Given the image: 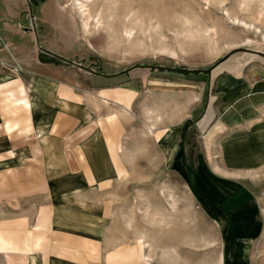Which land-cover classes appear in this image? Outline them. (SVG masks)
I'll use <instances>...</instances> for the list:
<instances>
[{
	"label": "rangeland",
	"instance_id": "1",
	"mask_svg": "<svg viewBox=\"0 0 264 264\" xmlns=\"http://www.w3.org/2000/svg\"><path fill=\"white\" fill-rule=\"evenodd\" d=\"M76 7L32 0L22 24L0 7V232L11 233L9 245L0 237V264L36 260L5 251L32 233L37 249L50 243L53 264L72 262L55 247L77 251L83 264H173L161 251L169 246L178 264H264V0H97L91 10H103L104 25L90 35ZM127 25L134 31L124 39ZM9 29L26 48L8 46ZM8 57H32V78ZM29 91L50 97L52 121L66 109L82 122L77 130L59 115L50 124L52 174L35 180L51 189L36 198L5 126L26 117L15 104ZM210 105L219 108L212 127L200 123ZM157 111L174 118L151 135ZM101 119L127 172L77 188L67 155Z\"/></svg>",
	"mask_w": 264,
	"mask_h": 264
},
{
	"label": "crops",
	"instance_id": "2",
	"mask_svg": "<svg viewBox=\"0 0 264 264\" xmlns=\"http://www.w3.org/2000/svg\"><path fill=\"white\" fill-rule=\"evenodd\" d=\"M0 5H2L0 7L3 8L2 12L4 15L6 13V15L9 14L11 16L12 15L15 16L16 18H18L20 20V24L24 23V19H26L24 16L26 15V13H30V15L32 14V12H31L32 0H0ZM4 18L0 17V22L3 21ZM6 19L7 18L4 19V22L6 21ZM11 30L9 29L8 32L4 33L6 39L8 41H10L8 46L9 47L12 46V49L16 48L17 51H21V49L26 48L23 45H15V43H13L12 40H14V39L11 38V34L9 33V31H11ZM12 33H14V35H17V34L19 35L21 33V31L20 30L19 31L13 30ZM14 35L12 34L13 37H14ZM12 52L14 53V51H12ZM5 54L6 53H2V55H5ZM8 58L16 59L17 62L19 61L22 64H24L25 68L30 73L29 77L32 78V57H8ZM231 69L232 70L236 69V66L234 64L231 65ZM220 70L222 71V69H220ZM14 79L15 78L10 79V80H14ZM147 82H149V79ZM161 83H162L161 81H156V83L154 85H156L157 87H160L159 85ZM155 92H161L164 94L169 93L167 91L160 90V89H158V91H155ZM32 94H33L32 91H29V93L26 95V97H20L17 99V100L25 99L28 97L29 101L24 100L23 102L15 104V107H20L21 109H23L26 117H22V116H19V118L18 117L17 118L16 117H13V118L7 117V119L8 118H12V119L10 122H8L9 124H6L5 126L7 127V125H10L12 128L11 129L12 131L10 130L9 137L12 139V141H14L13 151L18 152V150H19L20 151V153L18 152L19 155H23L24 159H23V163H22L23 164L22 170L26 174L28 181L32 182V198H34V197L36 198V196L38 194L36 189H43L44 188L45 190H43V191H47V190L51 189V185L45 184L42 181L39 182V187H38V185L36 184L37 180H35L37 174L43 173L46 175V177L48 179H49V175L52 174L51 173L52 172V169H51L52 166L50 167V165L48 164V162H49L48 159L50 158L49 151H52V143H51L52 137L49 135L48 131H50V133H51V131H52L51 128L54 125L56 126L58 124V122L60 120L59 115H62L63 117L68 119L69 122H73L74 119L76 118V115H74L73 113H71L70 111H68L66 109H60V111L62 113L57 115V117H54V119L52 121L50 119L51 116H49L51 113V110H52L51 106L53 103L52 100H50V97L44 98V96H40V97L35 98L34 95H32ZM93 97L96 99L99 98L98 96L97 97L93 96ZM101 99H103V98H99V100L98 99L97 100L101 101V102L104 101ZM108 103H109V105L108 106L105 105V106H107L110 109V107H111L110 102L108 101ZM122 108L124 110H121V109H115V110H116V112H121V114H123L125 116L128 112V109L125 110L126 108H124V107H122ZM190 108H191V106H190ZM218 109L211 107V105L208 108H206V110H205L206 113L204 114L200 123H202L205 126L207 125L209 127H212L219 117ZM29 111L31 112L30 115L28 113ZM113 111H114V109H113ZM120 116H122V115H120ZM153 117L155 118L156 121H153L152 125L150 126V127H152V129H150V127H148V130L150 131L151 135H153L154 132L157 131L159 127L161 128L162 125H164L166 122H168V120L170 122L171 119L174 118L171 116L167 117L165 113L163 114L162 112H159V111H157L153 115ZM23 122L26 123L25 129L22 128ZM53 123H54V125L51 127L50 124H53ZM75 123H76V121H74V125L77 126L78 123H82V122H78L77 124H75ZM4 124H5V122H4ZM17 125L19 127L20 126H22V127H20L19 129H15L14 127H16ZM79 125H80L79 127H81V124H79ZM108 126L109 125L105 119H101L98 122H96V128H95V131L92 133V135H89L88 139L85 142L76 144L74 149L70 150L71 151L70 153L72 156V161L69 160L68 155H67V160L70 164V168L72 171V172H70V174L72 175V173H74L75 175L81 176L79 179V182L77 183V185H75L77 188L79 187L78 185L80 184V180L83 183L84 187L86 186L87 188H90V187L95 188V187H98L102 181H108L111 178L115 179L120 172H125V173L127 172L126 166L123 165V163H121V161H119L121 163L120 166L118 165V161L116 158V155H117L116 154V144H117V142L112 137H110V135L108 134V132L110 130ZM79 127L78 126L76 127L77 130L79 129ZM104 130H105V132H104ZM37 145H38V148H37ZM16 155H17V153H16ZM36 162L37 163L39 162L38 170L35 168ZM41 163H42V165H41ZM64 164H66V163H64ZM121 166L124 168V170ZM29 188L31 189V187H29ZM40 194H42V193L40 192ZM219 209L221 211L217 210V209L216 210L218 212H221L225 217H227L228 222L230 224L232 222L230 215H228L223 209H221V208H219ZM232 230L233 229L230 225L228 228L227 235H229V233ZM10 235H11V233L0 232V237H2V238L7 237L4 240V243H7L8 245L10 243V240L8 238ZM40 237H45L46 241H49L50 234L47 235L45 232L40 233L39 238ZM36 238H37V234L32 233V242H30V240H29L28 241L29 243L27 245H25V247H21V245H20L21 239H20L19 246L11 247L10 249L8 247V250L5 249V251L15 252V253L16 252H18V253L24 252V253L30 254L31 255L30 257L32 260L36 259V260L32 261L30 264H33V262L37 263V261H38L37 257H39L42 262H45L47 264H53V257L52 256L50 257V255H52L50 243L48 242L45 247L42 246V247H38L39 249H37L38 245L36 244V241H35ZM13 242H15L14 239H13L12 243ZM40 244H39V246H40ZM5 247L6 246H4L3 249ZM54 251L59 256H60V254H62V255L66 254L67 256L70 257V260H72L71 263L60 261L61 264H83L84 263L83 256H81V258H80L77 251H73L71 254L65 253L64 249L58 248V247H55ZM161 251L163 253L170 254L173 258V262H174L173 264H178L177 259L179 258V254H178L177 248L175 246H169L168 248H163ZM37 253H41V254H43V256H41V254H37ZM33 255H35V257ZM33 257H34V259H33ZM58 263H59V261H58Z\"/></svg>",
	"mask_w": 264,
	"mask_h": 264
},
{
	"label": "bare ground",
	"instance_id": "3",
	"mask_svg": "<svg viewBox=\"0 0 264 264\" xmlns=\"http://www.w3.org/2000/svg\"><path fill=\"white\" fill-rule=\"evenodd\" d=\"M75 2L77 3V6H78V8L76 7L77 10L81 14L82 16L81 18H83V25L85 28V32L88 35L92 33V30H91L92 28H90V26L91 27L93 26L94 30H100V28L104 25L103 24V10L102 9H98V11L96 10L97 14L95 15L93 14L91 10V8L96 7L97 0H75ZM108 25H110V23ZM189 27H191V25H189ZM210 30H211L210 32L214 33L213 36H216V28L210 29ZM123 31H124V39H128L132 37L134 29L131 26L127 25V26H124ZM210 32L208 30L206 31V34L210 35ZM168 55L175 59H180L179 54L177 52H171ZM182 55H186L185 50H182ZM150 129H152V127H150Z\"/></svg>",
	"mask_w": 264,
	"mask_h": 264
},
{
	"label": "built area",
	"instance_id": "4",
	"mask_svg": "<svg viewBox=\"0 0 264 264\" xmlns=\"http://www.w3.org/2000/svg\"><path fill=\"white\" fill-rule=\"evenodd\" d=\"M3 43V42H2ZM4 45V44H3ZM0 49H1V47H0Z\"/></svg>",
	"mask_w": 264,
	"mask_h": 264
}]
</instances>
